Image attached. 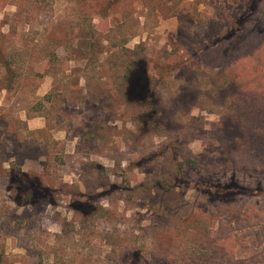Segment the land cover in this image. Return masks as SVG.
<instances>
[{"label":"rangeland","instance_id":"1","mask_svg":"<svg viewBox=\"0 0 264 264\" xmlns=\"http://www.w3.org/2000/svg\"><path fill=\"white\" fill-rule=\"evenodd\" d=\"M0 53V264H264V0H0Z\"/></svg>","mask_w":264,"mask_h":264},{"label":"trees","instance_id":"2","mask_svg":"<svg viewBox=\"0 0 264 264\" xmlns=\"http://www.w3.org/2000/svg\"><path fill=\"white\" fill-rule=\"evenodd\" d=\"M1 56V53H0ZM2 59V57H1ZM6 64V70L9 72L10 67ZM129 68V74L127 76V87H126V98L128 101L137 100L138 102H146L151 97L150 90V77L148 73V65L144 58L135 59ZM166 70V67H160ZM162 70V71H163ZM182 166V165H181ZM178 169L181 167L178 165ZM174 182H179L181 176L179 174L171 175ZM9 185L16 191L17 202L21 203L24 201L32 204H36L42 200H49L50 203L55 204L56 198L54 196V189L46 185L42 180L41 176L32 174L20 168L12 167L9 172ZM169 197H172L174 190L164 189ZM102 195L103 193H99ZM19 203V204H20ZM72 208L81 214L84 218H89L96 212V206L94 203L78 200L72 203ZM137 257L140 256L139 251H135ZM138 259V258H137ZM227 264V262H226Z\"/></svg>","mask_w":264,"mask_h":264}]
</instances>
